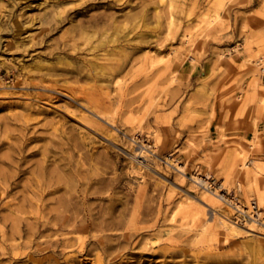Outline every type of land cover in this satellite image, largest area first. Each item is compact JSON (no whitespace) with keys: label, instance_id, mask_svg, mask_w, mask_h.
<instances>
[{"label":"rangeland","instance_id":"rangeland-1","mask_svg":"<svg viewBox=\"0 0 264 264\" xmlns=\"http://www.w3.org/2000/svg\"><path fill=\"white\" fill-rule=\"evenodd\" d=\"M159 1L66 0L71 22L57 27L46 24L42 30V24L32 27L24 24L27 15L42 14V6H36L41 0H18L17 7L29 5L24 17L13 18L21 29L19 37L35 35V46L23 52L7 44L14 39L6 33L10 18L7 11L13 4L5 0L6 13L0 19V49L4 50L5 58L12 60L8 65L14 68L10 78L4 68L0 72L5 80L0 85V146L16 142L27 132L23 126H31L39 133L47 130L51 121L61 125L60 131L66 130L83 142L72 155L70 170L75 167L82 170L80 183L89 180V189L94 194L86 205L94 211L113 206L114 215L120 214L123 222L122 228L109 232L114 238L107 242L113 245L107 264H264V252L252 256L238 239L228 244L206 238L193 241L194 233L211 215L209 209L195 226L187 225L183 233L166 235L173 225L169 218L177 206L184 207L182 202L186 198H198L200 188L188 177L197 172L204 176L208 170L200 166L196 171L191 166L195 158L204 155L205 150L219 152L218 160L237 146L248 150L247 140L254 130L248 129L252 119L256 121L258 144L264 152V116L256 115L253 103L246 105L243 117L239 116L234 105L235 97L241 96L250 77L242 64L244 58L249 59L259 83L264 85V72L260 71V67L264 70V0H165L164 8L169 1L173 3V15L179 25L172 34L167 26L166 9L162 26L155 17L154 6ZM79 8L85 14L75 16L72 12ZM144 10L147 17L142 20L139 15ZM214 11L221 16L218 22L211 25L208 20L200 22L203 14L214 16ZM98 15L112 17L98 26L104 34L82 32L88 29V18ZM115 27H120V32L118 39L113 40ZM185 31L194 34L189 44L180 41ZM154 34L160 42H153ZM139 39L148 42L139 44ZM232 47L233 52H229ZM146 51L162 62L145 70L142 59ZM112 55L120 58V70L113 72V69L112 75L105 71L98 79L91 78L90 70L94 74L98 66L113 64L109 60ZM167 65L169 71L162 74ZM46 66L80 71L82 76L76 79L69 73L44 76L45 70L36 72ZM26 105L34 108H25ZM96 108H101L103 116L95 115ZM27 109L31 112L28 118ZM233 119H237L236 126L231 122ZM57 138H62L58 132ZM45 142H32L28 147H39ZM2 148L0 153L5 152ZM175 148L179 152L172 158L178 165L187 163L184 175L187 180L182 184L176 169L163 161ZM140 150L144 153L137 154ZM208 173L211 175L208 183L218 181L214 170ZM33 177L25 174L17 179L20 187L12 194L18 199L12 203L30 195L21 185ZM97 179L100 182L94 184ZM12 194L9 198H13ZM6 200L0 203V226L9 232L12 222L3 204ZM21 216L28 217L20 225L24 231L26 228L40 231L37 240L56 237L48 228L46 231L38 227L32 215ZM20 235L22 239L6 241L0 236V253L10 252V245L24 244L26 237L23 232ZM207 253L214 257H207ZM48 256L50 251H42L33 256L38 263L19 264H50L45 262ZM93 258L94 255L89 256L83 264H94ZM57 259L58 263L63 261ZM9 260L8 255L0 256V264H15Z\"/></svg>","mask_w":264,"mask_h":264},{"label":"bare ground","instance_id":"bare-ground-1","mask_svg":"<svg viewBox=\"0 0 264 264\" xmlns=\"http://www.w3.org/2000/svg\"><path fill=\"white\" fill-rule=\"evenodd\" d=\"M4 1L0 0V19H3L6 13L7 5ZM7 1L12 3L13 6L7 11L10 18L6 24V33L14 38L7 41V44L16 49H23V52L28 51L35 46L33 45L35 35L28 34L24 38H20L18 33L21 29L17 28L18 21H15L13 18L18 15L24 17L25 8L29 5L24 6L25 8H20L17 7L18 0ZM164 3L165 0H160L159 4L154 6V14L158 23L162 26L165 20L164 11L166 9L168 12L166 18L167 26L169 27V34H172L179 29L177 20L173 15L175 8L171 1L165 5V8ZM36 6H42V14L24 17L25 27L42 24L41 28L43 30V26L46 24H53L57 27L71 22L72 17H69L71 13L67 10L68 3L66 0H41ZM17 8L18 10L15 11ZM82 10L83 8H79L72 13L75 16L84 15L85 13ZM139 16L144 20L147 17L146 10ZM107 18L112 19V17L104 15L89 17L87 20L88 29L82 32L89 30L88 32L92 34H104L105 31H101V28H98V26L104 23ZM220 19L221 16L214 11V16L203 14L200 22L208 20V25H211ZM11 22L15 26L13 29L10 27ZM39 30L37 35L41 34ZM119 32L120 27H115L112 33L113 40L118 39ZM193 37V32L185 31L181 35L180 41L183 44H189L193 41ZM152 38L153 42L156 43L161 40L155 34L152 35ZM41 39H44L43 35ZM124 41L129 42V39L125 38ZM146 42H148L146 39L138 40L139 44ZM232 49L234 50V47L230 48L229 52H233ZM4 53V50L0 49V72L4 68L8 78H10L12 68L14 67L8 65L12 60L5 58ZM218 56L222 57V53H219ZM68 57L76 60L74 57ZM119 59H115L112 55L109 60L113 64L109 65V67L98 66L95 68L96 72L94 74L90 70L89 76L98 79L105 71H109L108 75H110L113 69V72L120 70L121 63H119ZM142 60L145 70L162 62L155 60L147 51L144 53ZM258 60H261V58H258ZM190 62H193V59L190 58ZM242 64L245 66L244 70H249L250 77L246 89H243L241 92V96H236L234 99V105L238 107L236 108V113L243 117L246 112V105L253 103L256 115L263 117L264 85L259 83L256 73L250 67L251 62L249 59L244 58ZM42 70L46 72L42 73L44 76L59 74L60 72L74 75L76 79H80L82 76V72L80 71H66L62 68L54 69L48 66L39 67L36 69V72L40 73ZM167 71H169V65L161 73L164 74ZM260 71L261 73L264 72L262 67H260ZM170 79L174 81V76H171ZM4 84L5 80L0 77V85ZM25 108H34V106L26 105ZM96 109L98 111L95 115L103 116L101 108ZM26 112V118H28L31 112L28 109ZM37 113L40 114V112ZM231 122L235 125L237 124V119H233ZM58 124V122L51 121L46 127H49L48 129L52 131L45 128L39 133L38 130H34L31 126H23V129L27 132L20 133L21 136L16 139V142L9 143L5 147L3 146V148L0 146L2 151L5 150V152L0 153V203L7 199L3 204L9 210L10 216L8 219L12 222L9 232H6L0 226V236L4 241L6 239L15 240L16 237L22 239L20 234L23 232L27 240L24 244L10 245L8 248L10 252H2L0 256L4 254L8 255L9 261L15 264L24 263V261L38 263V261L33 259V256L40 255L42 251H45V253L50 251V256L45 258V262H49L50 264H83V261L92 255H94L92 260L94 264H107V256L111 255L113 248V245L107 242L114 238L110 237L111 234L109 232L122 228L123 222L121 221V216L120 214L114 215L115 208L113 206L94 211L93 208L86 205L87 201L91 199L89 198L90 195L94 194L89 189V180L85 184L80 183L79 175L82 173V170L78 167H75L73 171L70 170L73 162L72 155L78 152L83 142H80L72 134L67 133L66 130L60 131L61 125ZM250 127L254 128V130L251 131L250 138L247 140L248 150L237 146L227 152L220 160H218L219 152L205 150L204 155L198 156L192 161L191 166L196 171L200 166H204L208 171L204 176H201L197 172L191 173L188 177V180L193 182L192 184L195 187L200 188L198 198L197 200L186 198L182 202L184 207L177 206L169 218V222L173 223V225L168 227L166 235L171 236L177 232L183 233L187 225L189 227L195 226L200 218L206 216V210L209 209L211 215L205 219V222L194 233L193 241L206 238L208 241L214 240L222 244H228L238 239L241 240L243 249L250 253V255L253 256L264 252V152H261V147L258 144L255 119H252L249 123L248 129ZM28 129H31V131ZM56 132L62 138L55 140ZM39 141L46 142L39 147H28L30 143ZM189 146L193 147V143L189 142ZM141 148L144 147L142 146ZM178 152L179 149L175 148L174 152L164 157L163 161L168 167L176 169L180 175V183L182 184L184 180H187L186 176H184L186 175L185 167L187 163L184 165L176 163V159L172 158V156ZM143 153L144 151L140 150L137 154ZM65 154L67 156H64ZM253 154L254 157H251ZM36 157L38 159H35ZM211 170H214L218 181L214 180L212 183H208L211 176L208 172ZM25 174L34 176L32 180H28L24 185H21L22 190L28 191L30 195L22 197L16 203H12L18 199L16 196H13L14 193L12 194L15 189L20 187V181H17V179ZM99 182L100 180L97 179L94 181V184ZM209 184L211 187H209ZM189 187L193 189L192 186ZM30 188L34 189L31 190ZM222 191L226 192V194L220 196L223 193ZM10 194H12L13 198H9ZM50 205L52 206L49 207ZM26 207L28 210L25 209ZM244 213L249 216V219L242 218ZM23 214L32 215L38 227L46 231L48 229L53 231L56 237L52 240L42 241L41 238L37 240L40 236V231L32 228H26L24 231L22 229L23 222H27L28 217H22L21 215ZM177 217L179 219L176 222ZM104 233L107 234L104 235ZM157 233L159 236L162 235L160 230ZM72 236H75V238ZM88 237L91 240L87 239ZM22 249L24 251H21ZM1 250L3 249L1 248ZM208 251L210 250L208 249ZM93 252L96 253L92 254ZM206 256L210 258L214 257V254L207 253ZM57 257H60L63 261L58 263Z\"/></svg>","mask_w":264,"mask_h":264},{"label":"built area","instance_id":"built-area-1","mask_svg":"<svg viewBox=\"0 0 264 264\" xmlns=\"http://www.w3.org/2000/svg\"><path fill=\"white\" fill-rule=\"evenodd\" d=\"M263 83H264V76H263ZM209 187H211L210 184H209ZM222 192H223V191H222ZM220 193H221V192H220ZM225 194H226V192H225V193L223 192V193L220 194V196H223V195H225ZM242 218H243V219H244V218H245V219H249V216H248L247 214L244 213V215H242Z\"/></svg>","mask_w":264,"mask_h":264}]
</instances>
